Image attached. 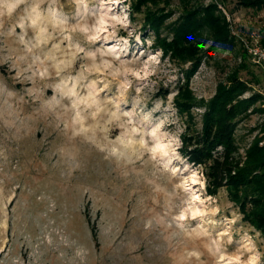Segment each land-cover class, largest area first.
I'll list each match as a JSON object with an SVG mask.
<instances>
[{
  "label": "rangeland",
  "instance_id": "rangeland-1",
  "mask_svg": "<svg viewBox=\"0 0 264 264\" xmlns=\"http://www.w3.org/2000/svg\"><path fill=\"white\" fill-rule=\"evenodd\" d=\"M202 1L207 4L213 0ZM214 1L225 15L235 44L231 48L215 45L208 54L205 50L211 41L207 40L199 64L189 75L188 86L196 99L207 100L217 84L226 81L227 75L244 61L258 80L254 81L247 69H240V77L250 81L251 87L241 96L260 93L263 99L256 100L253 106L264 108V70L247 50V45L264 48L261 44L264 11L238 6L235 0ZM128 3L129 0H124L117 10ZM44 7L47 4L42 5ZM158 7L168 12L160 35L169 37L168 25L177 21L183 3L161 0ZM58 8L63 13L61 18L66 17L69 25L80 19L71 0H59ZM129 16L135 33L129 38L126 58L133 59L143 51L146 59L161 51L155 46L153 30L143 26V13L135 12L130 6ZM16 19L14 16L6 20L0 28V88L5 89L0 93V219L8 220L3 239L13 249L12 255L18 253L25 264H201L186 257L187 251L198 250L203 254L202 264H214L204 246L218 233L227 231L233 239V243L225 245L229 253L251 237L261 253L258 264H264V235L242 218L238 204L228 197L224 187L216 194L206 190V195L214 200L211 206L219 208L215 215L204 218L202 226L207 235L189 236L174 226H166L170 215L165 213L169 204L176 202L175 197L169 196L175 180L162 172L159 163L146 156L136 159L139 149L135 154L129 150L126 158L119 161L107 156L98 147L108 142L103 134L97 135L95 143L83 136L73 137L71 128L65 127L71 113L63 106L50 109L45 102L53 95L59 99L61 91L65 90L60 81L68 75L75 76L81 65L88 62L78 58L70 71L59 76L51 67V61H45L44 65L33 64L36 56L43 60L51 53L52 44L60 36L27 53L18 39L21 30L15 28V32L9 34ZM49 31H53L51 26ZM119 35L127 36V33L121 31ZM136 35H139V45ZM33 36L34 31L27 29L25 40L32 41ZM73 39L79 40L86 49L99 46L85 44L78 34H74ZM149 39L154 40L150 48ZM56 55L59 57L61 53ZM43 67H47L48 76H33ZM189 67L190 61L172 60L162 51L159 70L151 77L155 84L144 89L139 103L135 92L138 84H134L128 93L118 97L121 111H134V121L145 128L164 121L162 130L178 134L181 140L184 123L173 101L178 86L185 81L184 70ZM96 75L92 74L90 79ZM7 91L14 96L8 98ZM110 95L118 96L114 85ZM101 96L108 98L104 93ZM67 104V100L62 101V105ZM203 109V106H192L198 129ZM263 122L264 110L252 111L237 121L234 136L241 156L252 138L264 133L260 129ZM121 131L123 129L114 128L109 139H115ZM178 151L187 163L202 172L201 166L189 161L180 148ZM149 220L151 227L145 228ZM189 223L190 231L201 221ZM45 235L51 237L52 244L45 241ZM81 248L86 250L85 254L76 256Z\"/></svg>",
  "mask_w": 264,
  "mask_h": 264
},
{
  "label": "clouds",
  "instance_id": "clouds-1",
  "mask_svg": "<svg viewBox=\"0 0 264 264\" xmlns=\"http://www.w3.org/2000/svg\"><path fill=\"white\" fill-rule=\"evenodd\" d=\"M71 3L75 5L80 19L77 23L69 25L66 17L61 18L63 13L58 8L59 0H0V28H3L6 20L16 16L15 25L9 29V34L14 33L15 28L21 30L18 39L25 46L27 53L47 45L59 35L60 39L52 44L50 54L45 55L43 60L39 56L33 60V64L39 65H44L45 61H51V67L55 69L57 76L70 71L78 58L88 62L81 65V70L75 76L68 75L60 81L65 90L61 91L59 99L53 95L45 104L50 109L63 106L66 112L71 113L70 121L65 127L71 128L73 137L83 136L95 143L97 135L103 134L108 142L98 147L107 156L119 161L126 158L129 150L135 154L139 149L136 159H143L146 156L148 160L159 163L162 172L167 173L170 180H175L169 196L175 197L176 202L170 203L165 213L166 216L170 215L166 226L168 228L174 226L175 229L189 236L204 237L207 235L202 226L204 218L215 215L219 212V208L211 206L214 200L206 195V179L202 172L181 157L178 149L183 146L182 141L178 134L162 130L165 127L164 121H160L151 128L142 127L134 121L136 115L134 111H121L118 98L128 93L134 84H138L135 92L138 97L137 103H139L144 89L149 84H155L151 77L155 76L159 70L162 50L148 55L146 59L143 58V51L133 59L126 58L130 48L129 38L135 33V27L129 16L130 0L119 10L117 9L124 4V0H98V2L97 0H71ZM45 4L47 7L42 8ZM49 26L53 31H49ZM27 29L34 31L32 41L25 40ZM121 31L126 32L127 36H120ZM74 34H78L87 45L98 44L99 46L86 49L79 40L73 39ZM135 39L139 45L141 43L139 35H136ZM153 43L154 40L149 39L148 47L150 48ZM62 45H64L63 48ZM56 53L61 55L57 57ZM48 74L47 67H43L38 68L33 76L44 78ZM92 74L98 75L90 79ZM113 85L117 89V97L110 95ZM4 92L5 89L0 88V93ZM101 93L108 98H102ZM31 94L29 90V95ZM6 95L11 98L14 93L7 91ZM64 100L68 101L67 105H62ZM109 105L111 107H108ZM114 128L123 129V131L116 135L115 139H109ZM177 161L179 163L173 166ZM54 206L53 204L52 207ZM198 220L201 223H197L189 231V222ZM151 224V220L147 221L145 228L151 227ZM8 226L6 218L0 219V254H2L0 264H25L18 253L11 254L13 249L8 247L7 240L3 239ZM225 237L227 240L224 239ZM44 239L49 245L52 244L50 236L45 235ZM231 243H233L232 236L224 231L210 239L204 247L214 264H258L261 253L251 237H247L235 252L229 253L225 245ZM85 251L83 248L78 249L75 255L82 257ZM31 255L30 252L29 256ZM202 255L198 250H190L186 253L188 259H194L201 264Z\"/></svg>",
  "mask_w": 264,
  "mask_h": 264
},
{
  "label": "trees",
  "instance_id": "trees-1",
  "mask_svg": "<svg viewBox=\"0 0 264 264\" xmlns=\"http://www.w3.org/2000/svg\"><path fill=\"white\" fill-rule=\"evenodd\" d=\"M160 1L131 0V7L135 12L143 13V26L153 30L155 46L172 60L190 61V67L184 70L185 81L178 86L173 101L184 123L180 151L193 164L201 166L207 192L216 194L219 188L224 187L228 197L238 204L242 218L264 235V133L252 138L243 156L238 153L234 136L240 118L252 111L264 110L253 106L256 100L263 99L260 93L241 96L251 87L250 81L240 77L239 70L247 69L254 81L258 78L242 61L227 75L226 81L217 84L210 98L196 99L188 86V79L201 60L204 44L211 41L205 50L210 54L215 45L231 48L235 44L234 38L230 35L224 13L214 0L207 4L202 0H194L193 3L192 0H180L182 13L177 21L168 25L170 36H161L168 12L158 7ZM235 2L255 12L264 11V0ZM261 44L264 46V16ZM194 105L204 108L199 129L191 111ZM260 129L264 132V122Z\"/></svg>",
  "mask_w": 264,
  "mask_h": 264
},
{
  "label": "built area",
  "instance_id": "built-area-1",
  "mask_svg": "<svg viewBox=\"0 0 264 264\" xmlns=\"http://www.w3.org/2000/svg\"><path fill=\"white\" fill-rule=\"evenodd\" d=\"M247 50L260 63L264 70V48L259 45H247Z\"/></svg>",
  "mask_w": 264,
  "mask_h": 264
}]
</instances>
